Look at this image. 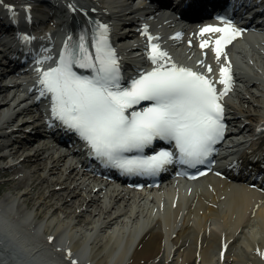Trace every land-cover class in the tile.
Wrapping results in <instances>:
<instances>
[{
  "label": "bare ground",
  "instance_id": "bare-ground-1",
  "mask_svg": "<svg viewBox=\"0 0 264 264\" xmlns=\"http://www.w3.org/2000/svg\"><path fill=\"white\" fill-rule=\"evenodd\" d=\"M37 1L41 2L4 0L8 6H15L19 20L27 14L26 6L33 2L36 4L31 13L37 17L40 12L36 9ZM96 1L100 7L89 15L109 23L111 32L114 30L115 37L121 38V44L116 48L122 52V64L130 66L127 69H131L132 75H136L138 68L150 69L153 65L145 51L149 42L142 34L143 25L149 23H141L142 19L134 21L136 10L121 0ZM180 2L191 14L200 15L219 5L222 0ZM8 6L2 5L1 9L0 5L2 27H8V23L13 22ZM70 21L73 27L70 23L67 34L85 22V15L71 12ZM149 30L159 37L161 46L179 64L204 72H207V65H212V74L219 78V68L225 62V57L217 60L214 45L201 47L203 39L211 40L215 35H203L200 29H196L189 31L188 40H182L168 30L162 31L157 27H149ZM242 44V41H237L226 46V54L231 58L234 85L229 95L223 97V103L231 135H249L247 139H238L236 145L238 149L244 147L242 157L249 158L255 150L264 153V138H258L264 135L259 131L264 125V62L259 64L253 58L255 55H250ZM62 45L56 47L59 52ZM260 48L264 51V46ZM231 51L247 59L245 63L254 73L238 64ZM20 53L22 49L15 41L11 54L16 60L27 57ZM263 53L258 52L260 56ZM12 83L18 85L17 81ZM217 86L222 90L221 84ZM251 87L258 89L259 94L252 93ZM31 90L32 96L38 94L34 87ZM0 93L3 95L0 99V139L6 140L15 132L25 135L30 130V126L27 128L26 125L32 121H36L32 124L35 126L33 130L36 134L41 133L43 126L38 121L42 117L40 113L32 116L33 119L26 117L17 126L11 123L13 117L23 115L30 109V98L26 92L18 90L12 96L7 86L0 85ZM250 105H256L259 111L251 109ZM29 146L25 152L17 151L12 155L19 163L31 164L33 170L30 174L18 169L19 163L16 162L0 166V176L6 177L0 183V193L9 190L15 195L21 189L26 190L20 197L7 196L0 202V264L4 261L6 264H72V260L67 258L68 246L73 257L78 258V264H164L162 259L157 263L154 261L163 255L165 247L166 258H172L173 264H196L197 259L201 264H226L230 261L234 264H264V255L260 258L261 252H264V197L235 188L228 182L217 181L211 176L196 183L190 190L160 191L151 200H132L118 191L109 197L106 188L105 191L98 188L102 185L71 169L73 164L68 159L53 156L56 154L46 143ZM231 152L228 150L229 156ZM12 155L0 153V164L8 161ZM260 169H264V164L252 171ZM22 204L27 207L26 211L36 209L38 212L32 218L29 212L20 211ZM60 210L64 211L66 217L49 222ZM20 214L25 215L17 220L16 216ZM43 222L46 223L44 230ZM28 226L34 232L28 234ZM82 226L84 229H79ZM18 229L23 236L18 235ZM110 229L113 231L109 234ZM247 229L253 231L250 233ZM42 230L45 237L53 235L54 239L43 240L40 237ZM79 234L82 243L72 245ZM243 235V241L238 245L239 252L232 255L233 244ZM114 240L116 245L108 247ZM225 243L227 250L223 247ZM10 249L18 254L16 260L11 256ZM180 250L182 252L179 254Z\"/></svg>",
  "mask_w": 264,
  "mask_h": 264
},
{
  "label": "snow or ice",
  "instance_id": "snow-or-ice-1",
  "mask_svg": "<svg viewBox=\"0 0 264 264\" xmlns=\"http://www.w3.org/2000/svg\"><path fill=\"white\" fill-rule=\"evenodd\" d=\"M8 7L19 28L15 6ZM67 7L73 14L84 13L85 22L66 35L58 56L51 55L55 45L50 34L41 38L28 31L17 32L28 53L25 58L36 66L37 98L49 101V128L76 136L88 157L125 176L154 177L168 165L197 168L215 163L217 145L227 130L223 97L234 85L226 46L244 31L234 23V17L225 12L218 16L222 24H208L200 30L201 34H216L214 39H203L201 47L214 45L217 60L225 57L218 79L212 74V65L204 72L175 61L147 24L142 34L149 42L145 51L153 66L138 68L136 75L126 79L110 24L89 15L75 0H68ZM26 10V19L31 22V5ZM41 39L44 43L36 45ZM51 62L54 66H45ZM259 131L264 134V125ZM163 142L170 146H163ZM250 156L264 164V153ZM223 247L227 250V243ZM67 251L72 264H78L71 249Z\"/></svg>",
  "mask_w": 264,
  "mask_h": 264
},
{
  "label": "rangeland",
  "instance_id": "rangeland-1",
  "mask_svg": "<svg viewBox=\"0 0 264 264\" xmlns=\"http://www.w3.org/2000/svg\"><path fill=\"white\" fill-rule=\"evenodd\" d=\"M33 4V3H32ZM38 26V25H37ZM48 28H49V24H48ZM248 51H249V54L250 55H255V56H253V58L255 59H257L258 60V63L260 64L261 62H264V51H263V49H260L261 51H258V50H256V51H251L252 49H247ZM258 52H262L263 53V56H260L259 54H258ZM238 56H237V58H238V60L240 61V63H241V65H243L244 66V68H246L250 73H254V71L252 70V69H250L247 65H246V61H248L247 59H245V58H243V56H240L239 54H237ZM250 58L252 57V56H249ZM0 61L2 62V65L0 66V84H2L3 83V81H5V79H4V76L2 75L3 73H4V71H7L6 69H7V67H6V64H5V60L4 59H2V55L0 54ZM252 62H255L254 60L252 61ZM3 76V77H2ZM7 78V77H6ZM11 79V78H10ZM240 85H242V83H239ZM250 90L252 91V93H258L259 94V91H258V89H256L255 87H251L250 88ZM13 96V95H12ZM3 97V95L0 93V99ZM30 102H31V99H30ZM14 103L12 102V105H13ZM29 105H30V103H29ZM246 106H248L247 104H246ZM251 106V109H256V110H258L259 111V108H257L256 107V105H250ZM30 107V109L28 110V111H26L25 112V114H23V115H19V116H15V117H13V122H11L12 123V125H15V126H17V125H19L20 123H21V121L23 120V119H25L26 117H30V118H32V116H34L35 114L37 115L38 113H39V111H37V108H35V107H31V106H28V108ZM33 108H35V110L33 109ZM30 113H32L33 115H29ZM34 118V117H33ZM32 118V119H33ZM39 122H42V120H38ZM37 121V122H38ZM36 122V121H35ZM35 122H29L27 125H26V127L28 128L29 126L31 127V126H34V125H32V124H34ZM236 124H239V123H236ZM247 134V133H246ZM241 138H243V137H241ZM33 139H39V142L37 141H33ZM45 139H44V136H42V137H40V136H37V135H32V134H30V133H26L25 135H22V133H17V132H15V133H13L12 134V136L11 137H8V139H6V140H3V139H0V146H3L1 149H0V153H6V154H10V155H12L14 152H17V151H21V152H25L26 151V149H27V147L29 146V145H31V144H34V145H37V146H39V145H41V144H44V141ZM30 147V146H29ZM13 157H10V159L8 160V161H5V162H2L1 164H0V166L1 167H3V166H6V165H8V164H13V163H19V161H17L16 159H15V157H14V155H12ZM18 167V169H21V170H24L25 171V173H27V174H30L31 173V171L33 170V168L31 167V164H29V163H19V165L17 166ZM5 178L6 177H4V176H0V183H2L4 180H5ZM26 190H24V189H21L20 191H18L15 195L14 194H12L9 190H5L4 192H2V193H0V202H2L3 200H5L6 199V197L7 196H15L16 197V195L18 196V197H20V196H22L21 194L22 193H24ZM86 194V192L84 191L83 192V195H85ZM23 206L21 207V209H20V211H24V212H29L30 214H32L31 216H32V218L34 217V215L38 212L36 209H33V210H28V211H26V206L24 205V204H22ZM52 212V211H51ZM19 213V212H18ZM17 213V214H18ZM185 213H186V211H185ZM23 215H25V214H20L19 215V217H17L16 216V219L17 220H19V219H21L22 218V216ZM53 214H51V216H52ZM66 216H65V214H64V211H62V210H60V211H57L56 213H55V215H53V217L51 218V219H49V222L50 221H52V220H57V219H61V220H63L64 218H65ZM33 220H35V219H33ZM48 221V220H47ZM35 223H36V221H34ZM46 223L45 222H43V230H44V225H45ZM85 226V225H84ZM78 228V227H77ZM86 228V227H85ZM79 229H84L83 228V226L82 227H79ZM20 229H18L17 231H19ZM41 231V238L44 240H50L48 237H45L44 236V231ZM255 230V229H254ZM27 232H28V234L29 233H32L31 231H33L32 229H31V226H28L27 227V230H26ZM113 230L112 229H110V230H108V232H109V234L112 232ZM247 231H250V233L253 231V229H247ZM34 232V231H33ZM107 232V233H108ZM18 233H20V231L18 232ZM17 233V234H18ZM23 233V232H22ZM22 233H20V234H18V235H21V236H23V234ZM103 234H106V233H103ZM242 235V234H241ZM240 235V236H241ZM250 235V234H249ZM51 237H53V235L51 236ZM80 237H82L81 236V234H79L77 237H76V239L74 240V243H72V245H74V244H77V245H79L80 243H82V240H81V238ZM244 238V235H243V237L241 238V239H239L236 243H234L233 244V247H232V251H231V253H232V255L234 254V255H236L238 252H239V248H238V245L240 244V243H242V239ZM111 245H116V242H115V240L112 242V243H109V245H108V247L109 246H111ZM166 246H167V244H166ZM47 248H49L48 246H46ZM70 248V246H68V249ZM49 250V249H48ZM167 249H166V247H165V251H164V253H163V255L160 257V258H157L154 262L155 263H157L159 260H163L164 261V264H173L174 263V260L172 261V258H169V260H167V258H166V251ZM10 251V254H11V256L16 260V258L18 257L17 255V253L14 251V250H12V249H10L9 250ZM182 251L180 250L178 253L180 254ZM176 257H178V256H176ZM175 257V258H176ZM260 258L262 259V255H260ZM197 263L196 264H201V262L197 259V261H196ZM7 262H2V264H6ZM226 264H234V262H232V261H230V262H228V263H226Z\"/></svg>",
  "mask_w": 264,
  "mask_h": 264
}]
</instances>
